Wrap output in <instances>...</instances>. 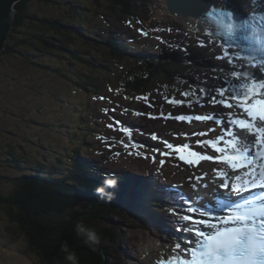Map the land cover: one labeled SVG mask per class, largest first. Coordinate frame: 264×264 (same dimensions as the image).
Wrapping results in <instances>:
<instances>
[{
	"label": "trees",
	"instance_id": "obj_1",
	"mask_svg": "<svg viewBox=\"0 0 264 264\" xmlns=\"http://www.w3.org/2000/svg\"><path fill=\"white\" fill-rule=\"evenodd\" d=\"M151 4L152 0H21L15 5L13 29L0 53V94L6 88L16 93L14 99L19 98L15 89L19 86L23 94L29 93L24 75L42 81L35 94L40 91L43 98L63 107V115L45 125L61 128V145L49 149L57 152L54 159L44 155V160H30L24 143L32 138L0 146V168L14 170L0 176L1 239L23 238L25 254L36 255L33 264H71L65 245L75 253L77 264H114L104 246L111 231L99 227L98 221L103 219L100 215L123 211V199L102 198L95 190L105 175L126 182V176L134 174L135 180L138 171L123 155L124 145L134 142L156 148L148 140L134 139L142 138L147 130L131 122L133 103L156 89L191 93L195 88L197 93L204 90V97L211 96L201 73L193 76L191 63L176 60V48L171 51L165 44L148 48L141 43L142 37L160 27L148 12H152ZM160 19L164 24L165 18ZM165 82L171 87L164 86ZM15 116L18 123L22 121ZM116 121L130 128L132 135L122 137L123 147L114 159V154H103L100 142L103 129H111L109 125ZM25 122L40 123L36 118ZM93 140L100 146L94 147ZM157 147L162 150V145ZM85 150L92 153L85 154ZM128 190L123 188V192ZM150 198L145 205L171 213L168 207L173 206L165 193ZM167 219L172 224L176 217ZM81 222L96 232L98 244L89 247L77 234L76 225Z\"/></svg>",
	"mask_w": 264,
	"mask_h": 264
},
{
	"label": "rangeland",
	"instance_id": "obj_2",
	"mask_svg": "<svg viewBox=\"0 0 264 264\" xmlns=\"http://www.w3.org/2000/svg\"><path fill=\"white\" fill-rule=\"evenodd\" d=\"M152 1L154 2V4H151L152 12H148L152 14L153 19L157 21L160 27L154 35L142 37L141 43L148 48H154L160 44H165L164 46L170 48L171 51L176 48L175 58L180 61L187 60L191 63L194 67L190 74L198 77L197 72L201 73L202 78L209 83L210 87H214L216 84L220 87L224 85V81L231 79V72L233 71L232 66L216 58L220 55L218 54L219 49L214 46L215 43L209 37L200 31L195 18L188 16L177 17L175 14L170 13L166 6V0ZM92 10H94V8ZM160 18H165L162 21L164 23L162 25L160 24ZM201 43L205 46L201 47ZM221 66L222 68L227 67L226 74L221 72ZM237 70L243 72L244 69L239 68ZM22 78H24V83L29 85L28 89L30 90L31 88L29 93L23 94L21 86H19L15 88L16 92L20 94L19 98L17 97L14 99L13 95H16V93L13 94L6 88H4V91L0 94V108L3 109L0 110V132L6 130V133H9L8 135L5 132L0 133V142H6L0 144V146L4 147L11 142L19 143L21 139L25 140L26 138H32V141L24 143L25 148L29 152L30 160H44V155H47L48 160H52L57 156V152L50 150L59 147L62 143L60 136L61 128L58 126H50L51 128H48L45 125L50 123L54 124L53 122L55 119L57 117L59 119L63 115V107L43 98L40 91L36 93L37 95L35 94L36 89L42 84L41 80L35 81L24 75ZM121 79L122 78H119V81H121ZM163 85L171 87L168 82H165ZM192 86L193 84H191V87ZM20 90L22 93H19ZM183 93L184 92L175 93L156 89L150 91L146 95L139 96L141 98L147 97V101L156 105L157 115L163 110L166 112V115L163 117L160 116V118H154L153 120H148L146 117L145 121L143 117L142 120L141 117L137 118L139 125H142L145 129L160 131L161 137L163 138L160 144H162V141L168 142L170 139L174 145L176 143L185 145L184 142L186 139H181L185 136L193 140L192 144L194 145L197 141H202V136L193 135L194 133H206L211 129L208 120H192V122L189 123L187 121L176 120L174 118L176 116H195L197 115L196 113L199 112L225 119L229 118V116H235L233 109L236 108L239 111L241 110L235 105L232 108H227L221 106L219 103L213 104L207 101L204 102L203 100L205 97L201 93H188L187 96H184ZM170 100L181 101L182 103H170ZM137 101H144V99H137ZM191 107H196L197 110H192ZM137 108L139 112L142 111L139 109L140 107ZM171 111L172 113H170ZM238 113L246 115L242 114V111ZM11 114L14 116L18 115L21 117L19 120L22 121L18 123L16 120L17 118L15 119L16 116L14 117ZM151 114H155V112L153 111ZM167 115H170L172 118H166ZM32 118L38 119L40 123L28 124L25 122V120H31ZM226 122L223 124L224 126H227ZM234 130L237 135H241L242 130ZM163 134H169L171 136L166 137L163 136ZM118 136H120L119 132H113L111 130V132L108 133L107 140L100 142L101 144L103 143L102 146H104L102 147L104 155L108 157L112 155L111 148L109 149L106 146L110 145V142H116ZM171 137L175 138L173 139ZM53 139L56 140L53 141ZM92 142L100 146L98 141L93 140ZM48 145L52 146L49 147ZM121 147L123 146L116 143L115 151L118 152V149ZM168 151L169 149L165 150V152ZM84 153L91 154L92 151L85 150ZM173 155H175V153L169 155L167 159L162 160L163 164H161V161L159 162L160 167L164 169V174L168 176V181H166V183L170 185L174 182L178 186L184 184L189 187H194L198 192L203 191L205 189L204 185L206 184L207 187L210 188L207 189V192L201 194L203 196H211L210 192H214L212 187L218 185V181L224 178L222 173L230 172L226 169L217 170L211 163L202 161L193 167L186 164L180 158L179 161H174V157H170ZM114 159H116V156ZM128 162L135 166L137 170L134 171H145L146 167H148V162L143 159H132L128 160ZM8 170L2 166L0 168V176H8L14 172L12 168ZM236 175H242V173H231V177H235ZM133 176L134 174L126 176V182L118 181L116 188L108 190V192H118V196H121L123 199V201H121L123 204L129 203L130 199L121 192L122 188H129L130 190H128V192L131 194L132 198H137L138 194H141L140 187L138 186L135 188L134 186L137 181L132 178ZM197 176L202 177V179L197 180ZM156 179L158 180V176H156ZM142 194L145 193L143 192ZM149 207L151 208L150 205ZM105 214L100 215L103 219L98 221V225L101 228L110 229L111 231V235H109L111 239L105 241L104 246L114 264H153L155 258H160L162 256L160 251L161 247L166 249V256L173 253L175 244L171 243L170 238L166 237L164 233L159 230L160 227H158V229L154 225L147 224L145 220L137 217L131 209L125 207L123 211L119 213L110 212L109 215ZM1 221L4 223L0 213V222ZM157 222L158 224L160 223V221ZM0 230V264H33L35 260L34 256L36 255L31 257L25 254L27 249L24 246L23 238L21 240L9 239L7 237L1 239V233L4 229L0 227ZM154 231H156L158 235L154 233ZM149 245L155 246L157 250L147 256L146 252Z\"/></svg>",
	"mask_w": 264,
	"mask_h": 264
},
{
	"label": "snow or ice",
	"instance_id": "obj_3",
	"mask_svg": "<svg viewBox=\"0 0 264 264\" xmlns=\"http://www.w3.org/2000/svg\"><path fill=\"white\" fill-rule=\"evenodd\" d=\"M248 3L253 6L258 0H248ZM233 4L234 0H221V6L206 8L204 13L206 16L222 18L223 22L219 28H213V34L223 40L221 47L224 48L222 54L216 58L233 68L231 79L224 81V86L216 89V95H211L209 102L219 103L227 108L235 105L248 119L229 116L227 127L221 136L215 140L197 141L201 146L211 147L217 156L194 151L188 144L174 147L167 141L162 143L169 151L161 155L176 153L182 161L193 167L201 160H216L229 165L234 171L247 170L233 178H228L227 173H222L225 179L218 187L227 189L228 192L215 193V199L210 202L201 203L202 198L195 201L185 199L184 193L176 191L173 199L183 203H177L174 208L208 219H197L188 214L180 217L184 222L191 221L183 230L193 236L194 240L184 247H181L182 241L176 243L173 248L174 255L168 259L167 264H264V196L245 198L242 203L231 198L233 192L241 193L248 189L264 187V77L257 79L249 71L237 70L258 68L259 72L264 73V15H259L258 19L260 10L253 7L251 14H244ZM200 46L205 45L201 43ZM229 48L232 49L231 52L228 51ZM236 61L245 63L237 64ZM200 91L201 94L207 95L204 90ZM183 95L187 96L188 93ZM137 99L148 100L147 97ZM169 102L182 103L173 100ZM167 118L172 117L169 115ZM174 118L189 123L192 120H214L218 125L225 124L222 117L215 115H179ZM116 124L120 125V121H116ZM234 129L244 130L246 137L255 138H241ZM118 130L129 137L132 135V130L128 127L121 126ZM193 135L203 136L207 133ZM151 138L156 140L157 136L153 134ZM185 152L187 156L183 154ZM196 179L200 180L202 177L197 176ZM229 179L234 180L231 185Z\"/></svg>",
	"mask_w": 264,
	"mask_h": 264
},
{
	"label": "water",
	"instance_id": "obj_4",
	"mask_svg": "<svg viewBox=\"0 0 264 264\" xmlns=\"http://www.w3.org/2000/svg\"><path fill=\"white\" fill-rule=\"evenodd\" d=\"M21 0H0V53L5 49V42L8 39L9 33L13 29L15 20V5ZM183 0H166L169 11L173 14L181 13L184 16L193 15L192 10L186 6ZM190 5H196L194 0H190ZM200 4V1H197ZM208 8L207 4L201 3L196 12V16H200Z\"/></svg>",
	"mask_w": 264,
	"mask_h": 264
},
{
	"label": "clouds",
	"instance_id": "obj_5",
	"mask_svg": "<svg viewBox=\"0 0 264 264\" xmlns=\"http://www.w3.org/2000/svg\"><path fill=\"white\" fill-rule=\"evenodd\" d=\"M118 185V178L115 175H105L103 184L96 188V194L101 196H108L112 198L114 194L109 193L108 189H114ZM76 232L78 235L84 237V243L89 247H92L99 243V237L96 232L90 227L86 226L84 223H78L76 225ZM64 251L67 253L66 259L71 262V264H77V257L74 252L69 251L67 245L64 246Z\"/></svg>",
	"mask_w": 264,
	"mask_h": 264
},
{
	"label": "bare ground",
	"instance_id": "obj_6",
	"mask_svg": "<svg viewBox=\"0 0 264 264\" xmlns=\"http://www.w3.org/2000/svg\"><path fill=\"white\" fill-rule=\"evenodd\" d=\"M184 2H182V3H184L186 6H188L191 10H192V13H193V16H188V17H195L196 16V12H198L197 10L199 9V7H200V5H201V3L200 4H198L197 2L195 3L196 5H190V0H183ZM190 15H192V14H190ZM156 18V17H155ZM129 40V39H128ZM132 41V40H131ZM131 44V43H130ZM228 51H230V50H228ZM231 52V51H230ZM167 84V83H166ZM89 99V98H88ZM134 122V121H133ZM134 125V124H133ZM134 131H135V129H134ZM149 139V137L147 136V135H143L142 136V138H141V140L142 141H147ZM144 215V213H141L140 214V216H141V218L142 219H147V221H149L150 220V217L149 216H143ZM146 221V220H145ZM157 249H156V247L155 246H152V245H149L148 246V249H147V252H146V254H147V256H149V255H151V253H153V252H155ZM160 251H161V257H163V256H166V253H167V251H166V249L164 248V247H161L160 248ZM174 255V254H173ZM172 255V256H173ZM158 259L159 258H155L154 260H153V262H158Z\"/></svg>",
	"mask_w": 264,
	"mask_h": 264
}]
</instances>
